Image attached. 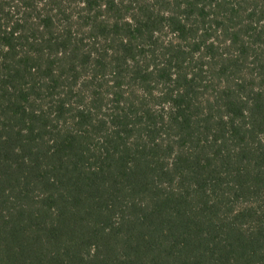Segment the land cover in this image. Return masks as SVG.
<instances>
[{
  "label": "trees",
  "instance_id": "1",
  "mask_svg": "<svg viewBox=\"0 0 264 264\" xmlns=\"http://www.w3.org/2000/svg\"><path fill=\"white\" fill-rule=\"evenodd\" d=\"M0 264H264V0H0Z\"/></svg>",
  "mask_w": 264,
  "mask_h": 264
}]
</instances>
